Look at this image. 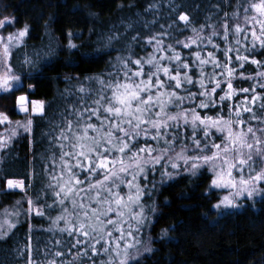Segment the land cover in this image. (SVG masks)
<instances>
[{
	"label": "snow or ice",
	"instance_id": "snow-or-ice-1",
	"mask_svg": "<svg viewBox=\"0 0 264 264\" xmlns=\"http://www.w3.org/2000/svg\"><path fill=\"white\" fill-rule=\"evenodd\" d=\"M224 2L233 7L231 15L225 11L213 21L218 8L199 28L193 26V36L185 40L163 25L146 37L133 35L105 72L73 85L74 91L66 90L75 99L57 110L59 119L47 118L48 130L42 132L48 139L41 155L46 183L36 195V200L48 195L52 203L45 200L43 207L58 214L43 230L51 233L49 239H37L34 247L29 235L25 264H141L155 250L151 238H137L147 226L148 213L156 211L144 197L152 199L158 184L181 172L194 177L211 173L209 187L228 190L213 205L217 210L239 208L244 197H264V0H236L234 6L231 0ZM179 20L184 28L176 31L182 33L191 21L186 14ZM13 22L0 19V29ZM131 28L129 24L126 30ZM27 34L25 25L0 35V93L10 94L22 84L10 60L12 49ZM73 35L67 33V47L79 50ZM119 39L107 36L103 48L111 49ZM177 46L190 51L185 55ZM98 54L80 53L85 58ZM23 63L34 66L27 55ZM247 64L257 69L254 75L240 71ZM238 79L251 83L234 87ZM16 102L21 112L29 113L30 104L31 115L45 118L42 101L21 95ZM11 123L0 113V125ZM32 123L31 118L16 121L8 138L0 137V151L19 129L31 132ZM7 187L24 191L25 185L9 179ZM27 202L28 215H45L31 197ZM4 225L16 227L6 219L0 224V239L7 235ZM168 231L163 229L159 238ZM41 251L44 259H35Z\"/></svg>",
	"mask_w": 264,
	"mask_h": 264
},
{
	"label": "trees",
	"instance_id": "trees-1",
	"mask_svg": "<svg viewBox=\"0 0 264 264\" xmlns=\"http://www.w3.org/2000/svg\"><path fill=\"white\" fill-rule=\"evenodd\" d=\"M231 3L234 6L236 0ZM150 5L154 7L149 9ZM76 7L79 10L74 14ZM218 8L219 15H213ZM233 10L224 0H0V19L10 17L14 21L7 25L6 31L28 26L27 36L20 47L12 49L10 60L15 73L21 76L20 90L25 89L31 100L45 105V118L33 116L31 132L18 136L1 153L0 216L15 211L20 215H10V222L16 227L5 228L7 235L0 239V264H25L27 251L24 249L29 235L34 247L38 246L37 239L42 243L51 237V233L43 230L50 227L51 219L58 212L43 207L45 200L52 203L48 195L36 200L46 183L41 155L48 147V139L42 132L48 130L47 118L59 119L57 110L64 109L75 99L66 96V90L74 91L73 85L86 84L87 77L105 72L109 61L119 54L117 50L124 49L137 33L146 37L152 31H161L163 25L164 30L185 40L193 36L191 28H199L206 16L213 15L215 21L225 11L231 15ZM180 14L188 15L191 21L182 33L176 31L184 28ZM145 22H148L147 28ZM129 24L132 28L126 30ZM170 24L172 28L168 27ZM69 31L74 34L73 42L80 46L79 50L67 47ZM113 34L120 39L113 41L111 49L103 48L105 38ZM195 47L193 45V49ZM177 50L185 55L190 51L180 46ZM135 51L143 54L140 47ZM96 52L99 54L94 57L80 55ZM26 55L34 61V66L23 63ZM217 56L222 54L217 53ZM256 70L255 66L247 64L240 71L254 75ZM233 83L234 87H248L251 82L238 79ZM13 96L0 95V111L15 119L24 115L16 112ZM9 179L24 181V191L6 190ZM156 179L159 181L158 174ZM210 183L211 173L194 177L181 172L175 179L158 184L152 199L144 197L146 204H155L156 211L148 213L147 226L139 235L144 242L151 238L155 250L145 254L141 264H264V197L241 199L239 208L217 210L213 205L220 199L219 192L210 188ZM29 197L35 201L36 208L44 211L43 217L36 216L35 211L27 214ZM163 229L169 231L160 239ZM21 251H24L23 256L19 255ZM34 258L44 259L42 251Z\"/></svg>",
	"mask_w": 264,
	"mask_h": 264
},
{
	"label": "rangeland",
	"instance_id": "rangeland-1",
	"mask_svg": "<svg viewBox=\"0 0 264 264\" xmlns=\"http://www.w3.org/2000/svg\"><path fill=\"white\" fill-rule=\"evenodd\" d=\"M7 29H9V27L8 26H6L4 29H0V35H3V36H7V35H9L10 33H15V32H17V31H19V30H12V31H10V30H8V31H6ZM22 85H23V83L20 85V87L17 89V90H15L14 92H12V93H10V94H13L14 96H13V99L15 100V103H14V106H15V108H16V112L18 111V109H19V106L17 105V102H16V100H17V97H19L20 96V94H27L26 92L27 91H21L20 90V88L22 87ZM1 94H4V93H0V95ZM27 97H28V100L29 101H39V100H35V99H30L29 98V96H28V94H27ZM28 107H29V113H23L22 115H24V116H22V117H18V118H15V119H13L10 115H8L6 112H4V111H0V113H4V114H6L8 117H9V120L12 122L10 125L9 124H5V125H0V137H2V138H4V139H7L8 138V136L10 135V130L11 129H14V128H16V124H15V122L16 121H20V122H26L27 121V119H29V118H31L32 119V117H33V115H31V105L29 104L28 105ZM26 132L23 130V129H19L18 130V135L16 136V137H14V138H12L11 140H9L8 141V144H7V146H9L14 140H16V138L18 137V136H22L23 134H25ZM1 153H2V151H0V158H1ZM159 167V166H158ZM212 175V174H211ZM13 180H17V179H13ZM6 190H20L19 188H16V189H9L8 187H7V182H6ZM25 185V184H24ZM25 189V188H24ZM212 189H215V188H212ZM21 191V190H20ZM218 192H219V197H220V199L224 196V195H227L228 194V190L227 189H218ZM245 198H247V197H244V198H242V199H245ZM219 199V200H220ZM241 200V199H240ZM239 200V201H240ZM238 201V202H239ZM219 202V201H218ZM217 202V203H218ZM9 220L10 221V215H8V216H6V212L5 213H3V217H1L0 216V224H4V221L5 220ZM60 226H63V224H61ZM4 227L5 228H7V225H4ZM137 238L138 239H141V236L140 235H138L137 236ZM71 257H69V259H70Z\"/></svg>",
	"mask_w": 264,
	"mask_h": 264
},
{
	"label": "water",
	"instance_id": "water-1",
	"mask_svg": "<svg viewBox=\"0 0 264 264\" xmlns=\"http://www.w3.org/2000/svg\"><path fill=\"white\" fill-rule=\"evenodd\" d=\"M21 95L27 96V94H20V96H21ZM17 105H18V104H17ZM17 113H18L19 115H21V114H23L24 112H21V111L18 109Z\"/></svg>",
	"mask_w": 264,
	"mask_h": 264
},
{
	"label": "flooded vegetation",
	"instance_id": "flooded-vegetation-1",
	"mask_svg": "<svg viewBox=\"0 0 264 264\" xmlns=\"http://www.w3.org/2000/svg\"><path fill=\"white\" fill-rule=\"evenodd\" d=\"M21 91H25V89H23V90L21 89ZM26 93H27V92H26ZM28 96H29V94H28Z\"/></svg>",
	"mask_w": 264,
	"mask_h": 264
}]
</instances>
